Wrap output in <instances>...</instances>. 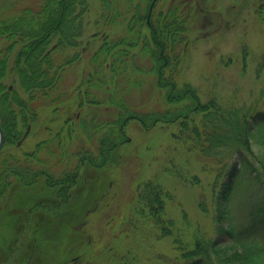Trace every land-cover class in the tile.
Instances as JSON below:
<instances>
[{"label": "trees", "instance_id": "obj_1", "mask_svg": "<svg viewBox=\"0 0 264 264\" xmlns=\"http://www.w3.org/2000/svg\"><path fill=\"white\" fill-rule=\"evenodd\" d=\"M19 1L0 0V36L10 39L9 51L22 43L15 68L29 100H22L16 92L1 93L0 88L5 144L18 140L21 123L26 125L29 116L36 114L33 101L51 97L58 90L63 64H56L55 52L80 45L82 17L89 8L88 0H42L25 6ZM128 2L133 14L126 32L105 35L90 56L92 70L82 79L88 86L79 96L80 106L110 101L119 108L117 119L110 123L94 124L91 120L81 124L90 141L103 130L96 149L81 147L76 152V165L66 166L57 177L32 158L48 144L47 140L24 157L11 153L0 159V219L5 213L20 214L24 210L23 221L32 230L29 235L27 229L26 235L17 237L15 251L5 264H65L80 260L81 248L89 243L84 231L87 215L95 209L97 197L109 179L97 174L108 170L119 158L127 137L125 125L132 119L146 129L158 122L179 121L173 137L196 155L203 171L214 176V235L194 234L189 242L180 238L175 220L164 213L161 188L150 180L142 184L138 196L148 208L142 207L140 217L152 224L159 237L172 238L176 251L173 256L157 255L154 262L146 264H264V100L241 105L223 104L217 98L202 101L196 87L190 83L180 85L177 80L187 51L188 30L179 7L156 12L158 0H139L136 6L133 0ZM103 3L105 10L111 8L115 17L119 15L118 0ZM138 46L141 49L136 51ZM6 68L7 58H0V76H4ZM94 87L105 89L104 94L92 91ZM62 95L58 92L48 104L61 102ZM161 97L166 102L163 106L144 108L149 100ZM99 179H104L103 186ZM192 180L200 184L198 176ZM32 185L37 188L30 191ZM100 186L102 190L97 195ZM45 190L49 194L43 197L41 191L46 193ZM32 192V200L19 198L18 194ZM21 201H26V206ZM30 201L33 202L27 206ZM198 206L204 213L210 212L204 192L199 193ZM32 210L35 214L30 218ZM242 216L252 219L245 222Z\"/></svg>", "mask_w": 264, "mask_h": 264}, {"label": "rangeland", "instance_id": "obj_2", "mask_svg": "<svg viewBox=\"0 0 264 264\" xmlns=\"http://www.w3.org/2000/svg\"><path fill=\"white\" fill-rule=\"evenodd\" d=\"M40 1L20 0L19 3L36 5ZM138 1L133 0L132 4L136 6ZM88 4L82 17L84 33L79 38L80 45L55 52L56 64H63L58 90L51 97L42 96L33 101L36 114L29 116L26 125L19 126L20 138L29 129L25 139L20 145L17 144L20 138L12 144L4 142L0 159L11 153L24 157L26 152H35L39 142L47 140L48 144L40 147L32 158L57 177L66 166L76 165V152L81 147L96 149L97 138L103 130L90 141L81 126L84 121L107 124L117 119L119 108L115 104L85 102L80 106L79 96L88 86L82 79L92 70L91 54L105 35L119 36L126 32L133 8L128 0H118L116 7L120 13L115 17L113 9L105 10L103 0H88ZM175 6L188 26L187 51L182 56L179 84L190 83L196 87L204 102L217 98L223 104L241 105L264 100V0H158L155 11L166 12ZM144 33L148 34L146 28ZM9 44L10 39L0 36V58H7L6 73L0 76L1 93L16 92L22 100H29L15 68L16 53L22 43L18 42L12 51L7 48ZM140 49L138 46L135 50ZM92 91L103 95L105 89L94 87ZM58 92L63 93L62 101L48 104ZM163 104H166L163 97L156 98L146 102L144 108ZM179 123L158 122L146 129L140 121L132 119L125 125L127 137L119 158L108 170L97 174L109 179L97 197L95 209L87 215L84 231L89 243L81 248L77 263L65 264H146L154 262L162 253L173 256L176 251L172 238L159 237L152 224L139 215L142 207L148 208L138 196L139 188L149 180L163 191L164 213L175 220L176 233L182 240L189 242L194 234L214 235L211 193L214 176L203 171L196 155L173 137ZM39 157L46 161H40ZM193 176H198L200 184L193 183ZM99 180L103 186L104 179ZM101 186L96 190L97 195ZM36 188L32 185L29 190ZM47 190L41 191L43 197L48 196ZM201 192L206 194L209 213L198 206ZM33 193L18 195L32 200ZM32 202H27V206ZM21 204L26 206V201ZM34 214L32 210L28 216L31 218ZM23 216L24 210L20 214L5 213L0 219V264L12 256L17 237L26 235L27 229V235L32 232ZM242 218L245 222L252 219Z\"/></svg>", "mask_w": 264, "mask_h": 264}, {"label": "water", "instance_id": "obj_3", "mask_svg": "<svg viewBox=\"0 0 264 264\" xmlns=\"http://www.w3.org/2000/svg\"><path fill=\"white\" fill-rule=\"evenodd\" d=\"M28 131H29V129L26 131L24 136L18 140V142H17L18 145H20L22 143V141L25 139ZM4 142H5V134H4V131L2 129L1 104H0V150L3 147Z\"/></svg>", "mask_w": 264, "mask_h": 264}]
</instances>
